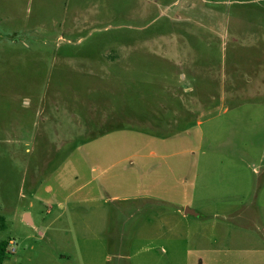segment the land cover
I'll return each instance as SVG.
<instances>
[{"label": "rangeland", "instance_id": "rangeland-1", "mask_svg": "<svg viewBox=\"0 0 264 264\" xmlns=\"http://www.w3.org/2000/svg\"><path fill=\"white\" fill-rule=\"evenodd\" d=\"M262 66L264 0H0L2 264H264Z\"/></svg>", "mask_w": 264, "mask_h": 264}, {"label": "crops", "instance_id": "crops-1", "mask_svg": "<svg viewBox=\"0 0 264 264\" xmlns=\"http://www.w3.org/2000/svg\"><path fill=\"white\" fill-rule=\"evenodd\" d=\"M252 74H253V76H255V81H256V83H257V85H260V86H263L264 87V66H262V68H258V69H254V70H252ZM253 81H254V79H253ZM252 81V82H253ZM211 205H213L212 203H211V201L209 202ZM233 206V205H232ZM231 206V207H232ZM237 206V205H236ZM235 206V207H236ZM187 208H189L187 205H182V208H181V214L182 215H191V214H186L185 213V210L187 209ZM193 210V209H192ZM194 211H196V210H194ZM197 212V211H196ZM219 212H221V211H218V213H214V215L216 216L217 214H219ZM192 216H194V215H192Z\"/></svg>", "mask_w": 264, "mask_h": 264}, {"label": "trees", "instance_id": "trees-1", "mask_svg": "<svg viewBox=\"0 0 264 264\" xmlns=\"http://www.w3.org/2000/svg\"><path fill=\"white\" fill-rule=\"evenodd\" d=\"M3 225H0V227ZM8 242L7 241H0V264L4 262V260L8 257ZM17 264H26V263H17Z\"/></svg>", "mask_w": 264, "mask_h": 264}, {"label": "built area", "instance_id": "built-area-1", "mask_svg": "<svg viewBox=\"0 0 264 264\" xmlns=\"http://www.w3.org/2000/svg\"><path fill=\"white\" fill-rule=\"evenodd\" d=\"M15 243L13 240H10L9 241V246H8V253H14L16 250H15Z\"/></svg>", "mask_w": 264, "mask_h": 264}, {"label": "water", "instance_id": "water-1", "mask_svg": "<svg viewBox=\"0 0 264 264\" xmlns=\"http://www.w3.org/2000/svg\"><path fill=\"white\" fill-rule=\"evenodd\" d=\"M185 213H186V214H191V215H194V216L199 215L198 212L192 210L191 208H187V209L185 210ZM27 218H28V220H29V217H28V216H27Z\"/></svg>", "mask_w": 264, "mask_h": 264}]
</instances>
